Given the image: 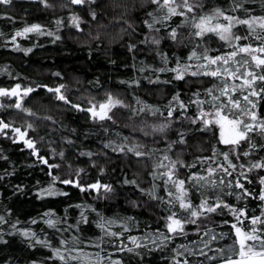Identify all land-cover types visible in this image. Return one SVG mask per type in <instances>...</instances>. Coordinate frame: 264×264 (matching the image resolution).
Returning <instances> with one entry per match:
<instances>
[{
  "label": "snow or ice",
  "instance_id": "1",
  "mask_svg": "<svg viewBox=\"0 0 264 264\" xmlns=\"http://www.w3.org/2000/svg\"><path fill=\"white\" fill-rule=\"evenodd\" d=\"M39 2L46 8L56 7L51 0ZM13 3L14 0H0V4L6 7L13 6ZM102 3L103 0H67L61 5L67 9V15L54 17L56 31L44 23L24 21L23 26L15 28L13 34L0 32V37L11 40V47L31 53L36 45L22 48L19 37L28 38L31 34L54 36L55 43L61 39L57 34L60 28L70 26L83 33L82 25L89 21L75 11V7L83 8L95 21L103 14ZM150 3L154 7L145 13L146 18L141 21L147 29L141 42L156 46L163 66L146 65L153 76H144V79L154 83L161 79L157 73L167 72L172 74L174 80L181 82L208 79L213 81L210 86L195 88L187 99L177 89L163 106L149 103L132 91L130 95L135 101L134 106L112 91L106 90L99 99L91 93L87 96L81 94L74 102L66 83L50 85L30 81L23 84L17 81L11 86H0V110H3L0 112V136L10 138L14 143H22L34 157L33 163L48 169L50 179L47 187L37 189L40 198L67 196L68 192L57 187L58 183L75 186L81 192L94 190L107 198L115 192V188L100 178L107 169L99 166L96 160H92V166L99 167V173L92 182L83 179L85 168H74L71 163L67 165L70 170L65 175L61 174L62 164L51 161L56 158L64 161L65 152L51 148V140L47 141L48 148L40 147L45 143V137L38 136L39 125L32 118L53 124L56 121L51 115L40 117L27 102L37 90H45L56 102L84 113L92 121L100 122L101 126L108 122L115 125L116 110L119 109L130 112L129 119L143 115L146 119L139 124L133 122L126 126L129 128L128 135L116 132L117 140L105 141L104 147L152 161L150 187H141L136 178L129 179L127 175L122 183L134 185L147 197L143 204L132 201L134 207L151 208L155 203L165 211L166 214L158 218L162 220L163 230L159 226H146L142 234L133 235V228L138 230L140 227L135 217L106 216L91 204L75 205L81 209L75 223H68L54 208H48L38 219L53 230L51 234L43 229L38 234L31 227L17 229L16 224L12 225L31 248L39 245L50 252L46 258L32 259L26 264H126L121 254L141 255L145 249L151 252L174 243L170 264H264V175L257 173L256 177L252 176L256 170L264 172V156L250 159L249 163L242 162V157L251 158L256 153L264 152V8L257 15L251 8L245 7L244 0H231L228 8L218 5L207 12L204 11L203 0H150ZM113 7L125 10L113 19L126 23L135 31L136 25L124 19L128 6L114 4ZM0 17L13 22L16 20L8 12H0ZM125 31L126 28H121V32ZM88 37L102 42L99 31L95 36L89 32ZM214 38H218L219 44L215 49L207 43ZM165 39L172 46L184 47L187 54L182 57L173 52L170 56L160 48ZM136 47L134 43L128 45L130 51ZM91 51L89 48L90 55ZM138 71L144 73L145 67H140ZM0 72L11 75L6 65L0 67ZM53 75L58 78L62 76L60 72ZM92 83L89 81V84ZM94 83L99 86V78ZM122 83L132 89L142 86L139 77ZM191 108L195 111L189 115ZM13 109L25 115L23 123L17 125L14 120L6 119L8 111ZM158 116L163 119L157 123L148 119ZM185 120L189 122V128L181 127L176 133L177 138L169 139V129L176 122L183 124ZM193 128L202 133L211 132L216 142L209 144L210 155H194L192 161L188 162L183 159V153L190 147L188 140L191 137L188 133ZM103 130L107 133L110 128ZM69 131L74 134L76 129ZM138 133L153 138L154 145V138L160 135L164 147L148 148L146 143L141 142ZM62 139L69 145L74 143L71 135ZM175 149L180 151L173 156ZM45 151L51 155H45ZM80 154L90 158L95 155L91 151ZM181 169L187 170L183 176ZM157 178L161 183L156 182ZM257 179L258 190L248 186ZM16 190L19 191L20 186ZM231 197L235 200H230ZM253 198L260 202L257 209L249 208ZM85 208L95 213V220L89 219ZM6 211L10 214L12 210L9 208ZM38 219L31 218L30 223L37 224ZM0 222H5L4 215H0ZM90 224L95 225L99 234L85 237L81 228ZM69 232L72 234L66 235ZM190 234H195L196 238H190ZM180 238L186 242L176 243ZM9 261L5 264H9Z\"/></svg>",
  "mask_w": 264,
  "mask_h": 264
},
{
  "label": "trees",
  "instance_id": "2",
  "mask_svg": "<svg viewBox=\"0 0 264 264\" xmlns=\"http://www.w3.org/2000/svg\"><path fill=\"white\" fill-rule=\"evenodd\" d=\"M56 7L55 9L46 8L39 0H14L13 6L6 7L0 4V12H8L16 17L13 22L10 19L0 17V32L9 35L14 33L15 28L22 27L24 21L40 22L47 24L56 31L54 17L67 15V9L61 5L67 0H51ZM205 4L204 11H209L215 6L228 8L231 0H203ZM126 4L128 11L124 16L125 20H130L136 25V30L129 28L126 23L113 19L124 13V8L113 7V5ZM246 8H251L255 14L259 15L264 8V0H244ZM103 14L98 20H91L86 11L81 7H75V11L80 12L85 17L86 23L82 25L83 33L74 28H60L57 32L61 39L55 40L54 36H38L31 34L30 37H19L18 40L23 47H33L31 53H25L21 49L13 48L11 40L7 37H0V67L7 66V73L0 72V86H11L19 81L23 84L38 82L55 85L57 83H66L71 89V98L77 102L81 94L87 96L89 93L95 95L97 99L101 98L104 92L112 91L118 93L122 98L135 106V101L130 93L135 91L136 95L149 103L166 105L171 95L179 89L183 93V97L187 99L189 93L197 87H208L213 81L208 79H189L187 81H176L171 73H157L161 77L160 81L151 83L144 79V76L152 77L153 73L147 69L146 65H154L155 67L163 66L159 56L157 55L156 46L144 44V34L147 33L146 27L141 21L146 18L145 13L154 7L150 0H103L101 4ZM239 14V13H237ZM178 22V21H177ZM121 28L127 31L121 32ZM99 31L102 36V42L90 40L88 33L93 36ZM187 35V31L184 32ZM243 34V30H241ZM218 38L207 41L210 48H217L219 44ZM129 43L137 45L136 49L129 50ZM91 48V55L89 54ZM160 48L168 52L169 55L175 52L177 55L185 56L187 54L184 47H175L165 39L162 41ZM135 65V66H133ZM145 67V72L140 73L138 69ZM60 72L61 77H56L53 73ZM139 77L142 86L132 89L122 81ZM99 78L100 85H95V80ZM171 80V83L166 81ZM92 81V84H89ZM7 102V101H6ZM28 106L32 107L40 117L51 115L56 123L53 124L47 120H37L33 117V121L39 125L38 136L45 137V143L41 144L42 149L49 147L48 140L52 141L51 148H55L57 152L63 150L66 159L61 161L59 158L53 159V163H61V174L65 175L70 169L67 167L71 163L73 167H83L86 174L83 179L92 182L97 178L99 167L92 166V160H96L99 166H103L107 171L100 178L108 183L113 184L115 192L108 195L107 198L101 193L97 194L94 190L81 192L75 186L57 184V187L68 192L67 196L44 197L38 196L37 189L39 187H47L50 177L48 169L39 164L33 163L34 157L30 155V150L26 149L22 143H14L10 138L0 136V215L5 216V222H0V264H26V261L32 259L46 258L50 252L48 249L37 246L31 248L18 231L12 228L16 224L17 229L21 227H31L38 234L41 229L51 234L53 232L46 224L39 221L38 217L48 208H54L56 212L64 217L68 223H75L79 219L81 209L76 208V204H91L98 210L105 213L106 216H132L140 223L139 229L133 228L131 234L140 235L144 232L146 226L150 228L161 227L163 217L166 213L158 204L149 207H134L132 201L141 204L145 203L147 197L143 196L134 185L123 184L122 180L125 175L129 179L136 178L141 187H150L152 177L149 173L152 171L151 160H141L135 158L131 154L124 155L113 152L111 148H105L104 142L112 139L117 140L116 132L129 134V124L135 122L139 124L146 118L143 115L132 117L131 113L124 109L116 110L117 123L112 125L108 122L101 126L100 122L92 121L84 113L78 112L72 108L65 106L62 102H56L53 97L46 93L45 90H37L31 99L28 100ZM3 110H0L2 112ZM195 109L189 110V115L194 113ZM166 115V112H165ZM25 115L17 110H9L6 119L14 120L17 125L25 120ZM150 122L157 123L163 117L148 118ZM61 125H64L61 128ZM110 128L109 132H104V128ZM183 127L189 128V122L185 120L183 124L176 122L168 131L169 139H176V133ZM75 128L73 134L69 130ZM114 128L115 131H111ZM37 135L36 133H33ZM191 139L188 140V147L183 153V159L188 162L192 161L193 156L210 155L209 144H215V139L211 132H198L194 128L189 131ZM72 136L74 143L67 144L62 138ZM141 142L146 143L148 148L153 146L158 148L164 147V142L160 135L155 139L146 138L142 133L137 134ZM221 147H223L221 145ZM91 151L94 157L81 155V152ZM175 149L173 156L179 152ZM106 153V155H105ZM45 155H51L45 151ZM264 156V152L256 153L251 158H243V163H249L250 159H257ZM7 157V159H5ZM185 169H181V175L186 174ZM264 175V172L256 170L252 173L253 177ZM40 181V184H37ZM157 183H161L157 178ZM17 186L20 190L17 191ZM258 190V179L248 185ZM163 195V191H161ZM234 201L235 198L231 197ZM260 202L255 198L249 204V208L257 209ZM11 209V213H7L6 209ZM65 209L67 214L65 215ZM90 220H95V213L90 209H84ZM31 218H37V224H31ZM19 220V223H17ZM131 226V225H130ZM119 227V226H117ZM163 230V229H162ZM83 236L98 235L99 230L94 224L84 225L81 228ZM72 233H66L71 235ZM190 238L195 239V234H190ZM180 238L176 243H184ZM130 244V242H128ZM151 247V245H149ZM175 247V243L167 248L153 249L149 252L143 250L141 255L136 253L121 254L126 264H170L171 248ZM142 256V258H141Z\"/></svg>",
  "mask_w": 264,
  "mask_h": 264
}]
</instances>
